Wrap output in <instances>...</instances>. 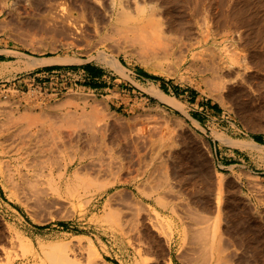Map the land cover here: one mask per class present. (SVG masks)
<instances>
[{"label":"rangeland","instance_id":"rangeland-1","mask_svg":"<svg viewBox=\"0 0 264 264\" xmlns=\"http://www.w3.org/2000/svg\"><path fill=\"white\" fill-rule=\"evenodd\" d=\"M110 1L0 0V120L91 148L116 182L87 214L27 208L0 163V264L196 262V228L207 264H264V0H115L140 37L104 23Z\"/></svg>","mask_w":264,"mask_h":264},{"label":"bare ground","instance_id":"bare-ground-1","mask_svg":"<svg viewBox=\"0 0 264 264\" xmlns=\"http://www.w3.org/2000/svg\"><path fill=\"white\" fill-rule=\"evenodd\" d=\"M108 5L109 6H106V8H104L105 14L102 16V19L106 25L112 26L114 22L124 21L126 22L125 25H129V28L126 29L127 26H125L126 30H124L123 27V29H121L122 32L118 31L120 32V34L126 33V31L131 32V30H133L132 34H134L135 31L134 37H136L138 32H140L141 34V30L143 33L142 26L141 28H139L138 25H134L136 23H131V25L127 23L125 14L126 10L124 9L125 6L123 7V4L119 3V5H122L120 8H123L124 11L123 9L117 8V2L115 0H111ZM173 25L174 23L171 22V26ZM130 26H133V28H136V30L132 29ZM97 30L99 31V28ZM120 34L119 36H121ZM140 34L139 36H137L140 37ZM125 35L122 34V37L124 39H128V37H125ZM142 35L141 38L137 39V43L139 42V39L143 38ZM131 37L129 36V38ZM132 38L130 40L134 39V41L136 42L135 38ZM134 41L131 42L133 43ZM141 42H139V44L143 43ZM137 43L136 45L138 46ZM146 44L143 43L142 47H144ZM142 47L140 49H144ZM213 49L212 52H214ZM147 51L151 53L150 49H144V51L141 50V53H143L144 55V52H146L147 55ZM101 54L106 55V53L104 52H102ZM110 56L112 57V61L119 70L124 68L117 56H113L112 53H110ZM216 56L217 54H215V57H213L216 58ZM39 59L48 58H33L34 61H37ZM211 63H213V61ZM211 63L210 65H212ZM221 63H225V61L219 54L217 57V61H215V65L219 64L218 66L220 67ZM210 65L206 68H210L213 70V66L215 67V65H213L212 67H210ZM214 69L220 70L217 66ZM212 72H214V70ZM155 92L161 100V97L165 96L164 92L159 88H156ZM13 115L10 116L12 120H10L9 118L8 121L6 120V122L0 120V163L3 169L2 175L6 188L8 187L9 190L20 201V203H22L27 208H33V206L37 205H45V203L50 201H63L64 199L62 197H65L67 201L66 203L64 202L63 205L67 207V209L65 210L69 212V214L71 212H76L78 209H80L81 213L83 214H87L90 210H96L98 207L97 203L91 204V201L89 202L85 200L86 197L90 196L89 189L91 187L98 186L97 195L103 196L109 188L113 187L116 184V182H114L112 185L100 182L101 180L105 179L107 175H109V171H107L105 165L100 161L92 160L93 152L90 150L91 148L86 149V147L82 150V147H80L81 150L77 151H74V149L72 148L73 151H70L71 153L67 154L66 157L61 156L60 151H62V149H70L72 144L74 145V143L69 144L71 143L70 141L68 142V144H66L67 142L62 141V139H52L49 141L48 139H44L45 137L40 134L36 136V133L34 134L35 129H33V132L31 129L23 126L22 124H20L21 118ZM8 116H6V118ZM13 118H15L16 120ZM30 119L31 118L29 117V120L27 119V121L31 122ZM76 203H79V207L76 206ZM34 208L36 209V207ZM191 235L195 241V245H197L196 247H198L199 245L198 249L201 248L199 251H197L200 255V260L194 262L192 257H187V260L189 261L184 262V264H207V260L209 256L212 255L213 251L212 243L210 244V246L208 244L209 241L207 238V233H205V230L196 228L191 231ZM91 251L94 252L93 249ZM65 252L63 255L62 253H60L61 256H63L61 258L60 255L55 256L53 255L54 253H49L47 255L46 252L43 251V253L46 254L45 256L48 260V264L80 263V261H78L79 259L76 260L78 261L77 263H72L73 261H75L72 260L74 258H72L70 255V257L72 258L70 260V258L65 256ZM55 253L59 254V252ZM31 260H33V263L30 264H47L41 256H34L31 258ZM29 261L30 260H28V262Z\"/></svg>","mask_w":264,"mask_h":264},{"label":"trees","instance_id":"trees-1","mask_svg":"<svg viewBox=\"0 0 264 264\" xmlns=\"http://www.w3.org/2000/svg\"><path fill=\"white\" fill-rule=\"evenodd\" d=\"M139 73H141V71H139ZM144 75H145V74H144ZM145 76H147V75H145ZM147 77H149V78H151V79H153V80H156V79H157L156 77H153V76H147ZM254 138H255V140H256L257 142H259V143H262V142H263V140H262V138H261L260 136H255Z\"/></svg>","mask_w":264,"mask_h":264},{"label":"crops","instance_id":"crops-1","mask_svg":"<svg viewBox=\"0 0 264 264\" xmlns=\"http://www.w3.org/2000/svg\"><path fill=\"white\" fill-rule=\"evenodd\" d=\"M175 259H176V261H174V263H172V264H183L176 257H175Z\"/></svg>","mask_w":264,"mask_h":264}]
</instances>
